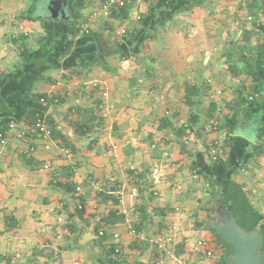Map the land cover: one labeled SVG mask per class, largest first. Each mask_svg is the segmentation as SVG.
I'll return each instance as SVG.
<instances>
[{
  "label": "crops",
  "instance_id": "crops-1",
  "mask_svg": "<svg viewBox=\"0 0 264 264\" xmlns=\"http://www.w3.org/2000/svg\"><path fill=\"white\" fill-rule=\"evenodd\" d=\"M50 1L0 0V264H110L112 245L126 264H156L162 220L179 228L168 264H220L210 182L235 179L264 215V0H130L89 35L103 0H83L77 19L70 3L68 19L50 18ZM35 110L68 146L53 137L45 149L29 130ZM122 190L137 193L127 217ZM142 205L146 226L132 234ZM202 236L213 258L193 250Z\"/></svg>",
  "mask_w": 264,
  "mask_h": 264
},
{
  "label": "built area",
  "instance_id": "built-area-1",
  "mask_svg": "<svg viewBox=\"0 0 264 264\" xmlns=\"http://www.w3.org/2000/svg\"><path fill=\"white\" fill-rule=\"evenodd\" d=\"M128 1L130 0H103L101 6L98 9H95L88 18L87 25L84 26V28L81 30L84 34H90L91 30L89 26L92 23H95L101 19H108L112 16V12L114 9H123L127 6ZM139 3L147 1V0H136ZM137 18H140L139 16ZM249 20H252V16L248 17ZM238 24V22H236ZM122 33H125V30L122 31ZM29 130H34L37 132L41 140L44 142V147L46 150H50L52 145L54 144L53 141V135H52V127L46 120L45 114L37 113L36 118L29 126ZM6 136V135H5ZM2 136L1 143L5 144L6 137ZM27 134L25 131L19 132L18 137L24 138ZM264 137V132H263ZM152 147H156V144L152 145ZM208 152L210 155V158L213 162H218L222 156L225 154V147L222 143L215 141L211 143L208 147ZM170 155L169 151H164V156L168 157ZM44 168H49L48 165H45ZM136 169L135 166H131V170ZM162 177V170L159 167H155L153 171V178L154 182L158 183L161 180ZM77 189H80L79 187ZM120 199L117 207V212L120 215H123L125 217L130 215V212L132 211L134 207V203L137 197V193L135 190L132 191H120ZM63 219L59 217V221H62ZM131 228V227H130ZM130 232L132 234H138L134 229L131 228ZM179 232L178 225L173 224L171 227L165 229L162 233H157L152 239L151 242L155 245L157 251L159 252L158 261L156 264H168V249L169 246L174 244L176 242V237ZM104 232L100 231V235H103ZM115 238H118V235H114ZM193 250L198 253H202L204 256L208 258H213L215 256L214 253V244L211 238L207 237H199L194 246ZM177 264H183V261H180V259H175ZM72 264H81L80 261H73Z\"/></svg>",
  "mask_w": 264,
  "mask_h": 264
},
{
  "label": "trees",
  "instance_id": "trees-1",
  "mask_svg": "<svg viewBox=\"0 0 264 264\" xmlns=\"http://www.w3.org/2000/svg\"><path fill=\"white\" fill-rule=\"evenodd\" d=\"M188 1L189 2L192 1V3H190V5H188L187 8H191L192 6H194L195 3L193 2L195 1L199 2V0L198 1L188 0ZM70 5L74 9L73 17L75 19L79 18L80 14L78 12V9L83 7L84 1L83 0H70ZM114 12L115 11L113 10L112 15ZM32 13L33 12L30 9V14L28 17L37 18L36 16L34 17ZM116 14L117 13H115L114 15L117 16ZM242 52L243 51H239V56H242ZM37 113L44 114V112L41 110H38V111L35 110L32 116L33 117L32 122H31L32 124L36 118ZM47 122H49V124L52 127L53 137L56 139H59L60 146H68L64 144L66 136L62 134L61 130L55 124H53L51 120H48ZM192 122L196 123L197 120L192 119ZM187 128L188 127H185V126H182L181 128L179 127V131L177 135L180 137V135L182 136V135L187 134V130L189 129ZM7 131H8L7 127L1 128L0 129L1 136H5V133ZM263 132H264V128L262 127L259 133L260 137L263 136ZM225 144L230 145L231 139L228 142H225ZM218 162H221V161H218ZM198 173L202 175L205 179L209 180V177L203 171H198ZM69 185H71V183H68V182H64V184L62 183V186H64L67 191L73 190L72 188H68ZM210 185L212 187L210 191L212 202L215 198H218V197L222 198L226 207L233 210L234 215L237 218V221L241 226H243L244 228L248 230H251L255 227L258 228L260 234L262 235L261 250L264 253V215L251 203L242 185L233 178L227 179L220 187H216L211 182H210ZM153 193L154 192L149 193V198H153V195H154ZM216 206L217 204L213 203L212 210L214 213L209 216L211 217V219H216V215H215ZM159 212H161L160 214L164 218L165 217V213H163L164 211H159ZM135 214H136V218L132 220L131 228L134 229L136 232H140L146 226V221L148 219V214L146 212V206L142 205L135 212ZM165 229H167V226L164 224V221L162 220L160 221V224H158V233H162ZM211 231L214 233L212 229ZM215 235L217 236L220 243L227 248V252L222 256L220 264H227L226 255L230 252V248L223 241L220 240L217 234ZM110 248H111V251L109 252L110 264H126L121 250H119L117 247L115 248L114 245H112Z\"/></svg>",
  "mask_w": 264,
  "mask_h": 264
},
{
  "label": "water",
  "instance_id": "water-1",
  "mask_svg": "<svg viewBox=\"0 0 264 264\" xmlns=\"http://www.w3.org/2000/svg\"><path fill=\"white\" fill-rule=\"evenodd\" d=\"M70 0H51L47 15L54 19H68ZM217 218L209 220L207 226L230 248L227 264H263L262 235L257 227L248 230L241 226L232 209L226 207L222 198L216 200Z\"/></svg>",
  "mask_w": 264,
  "mask_h": 264
},
{
  "label": "rangeland",
  "instance_id": "rangeland-1",
  "mask_svg": "<svg viewBox=\"0 0 264 264\" xmlns=\"http://www.w3.org/2000/svg\"><path fill=\"white\" fill-rule=\"evenodd\" d=\"M204 237H206V236H204Z\"/></svg>",
  "mask_w": 264,
  "mask_h": 264
}]
</instances>
